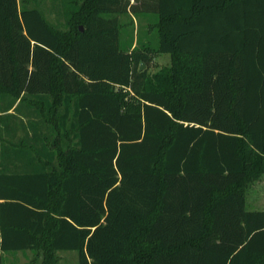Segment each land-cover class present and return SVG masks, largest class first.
<instances>
[{
  "label": "trees",
  "instance_id": "1",
  "mask_svg": "<svg viewBox=\"0 0 264 264\" xmlns=\"http://www.w3.org/2000/svg\"><path fill=\"white\" fill-rule=\"evenodd\" d=\"M131 11L156 14L157 46L122 43ZM23 117L45 130L16 141ZM6 142L32 171L8 172ZM262 175L264 0H0L2 251L264 264V209L246 207Z\"/></svg>",
  "mask_w": 264,
  "mask_h": 264
},
{
  "label": "rangeland",
  "instance_id": "2",
  "mask_svg": "<svg viewBox=\"0 0 264 264\" xmlns=\"http://www.w3.org/2000/svg\"><path fill=\"white\" fill-rule=\"evenodd\" d=\"M143 0H130L132 5L141 6ZM133 8V7H132ZM131 8V9H132ZM131 15L123 17V21L128 22L122 28V43H126L131 32L134 33L136 39H149L153 46L158 45V32L156 27H151L157 16L155 13H138L131 11ZM52 20H55V13L48 14ZM63 19V18H62ZM133 19V24L130 20ZM130 22V23H129ZM171 64V55L156 54L152 55L150 63L145 64L144 69H147L149 74H153L164 66ZM247 203L246 207L249 210L264 209V175L256 181L250 183L246 189ZM0 254L4 264H30L33 255L30 253L24 254L22 252H4ZM61 264H78V253L75 250L61 251Z\"/></svg>",
  "mask_w": 264,
  "mask_h": 264
},
{
  "label": "crops",
  "instance_id": "3",
  "mask_svg": "<svg viewBox=\"0 0 264 264\" xmlns=\"http://www.w3.org/2000/svg\"><path fill=\"white\" fill-rule=\"evenodd\" d=\"M22 128L20 127L17 130V134H16V141H20V139L26 138L27 136L32 137L34 134V131L32 129V127H34L36 125V123H39L40 125V133L43 131V129L45 130V125L43 124L42 121L38 122L37 118H33L31 120V122L28 121V119H26L25 117H23L22 120ZM6 145V146H5ZM3 145L2 150H3V164L5 165L6 169L8 170V172H21V173H25L28 171H32L34 169V165H33V157L30 156V153L27 152L25 149H21L20 147H18L16 150L13 149L12 146H10L9 142H6V144ZM3 199H0V202H2ZM1 240H2V236H1V230H0V254H3L1 251ZM22 252L24 254H32L33 252L30 250L27 251H19Z\"/></svg>",
  "mask_w": 264,
  "mask_h": 264
},
{
  "label": "water",
  "instance_id": "4",
  "mask_svg": "<svg viewBox=\"0 0 264 264\" xmlns=\"http://www.w3.org/2000/svg\"><path fill=\"white\" fill-rule=\"evenodd\" d=\"M82 29H83V27H82ZM144 66H145V64L143 63V64L141 65V69H143V68H144Z\"/></svg>",
  "mask_w": 264,
  "mask_h": 264
}]
</instances>
